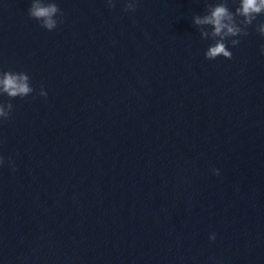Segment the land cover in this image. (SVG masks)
<instances>
[{"label":"water","instance_id":"95a60500","mask_svg":"<svg viewBox=\"0 0 264 264\" xmlns=\"http://www.w3.org/2000/svg\"><path fill=\"white\" fill-rule=\"evenodd\" d=\"M55 2L49 31L0 0L34 88L0 121V264H264V15L208 60L216 0Z\"/></svg>","mask_w":264,"mask_h":264},{"label":"clouds","instance_id":"9594fccd","mask_svg":"<svg viewBox=\"0 0 264 264\" xmlns=\"http://www.w3.org/2000/svg\"><path fill=\"white\" fill-rule=\"evenodd\" d=\"M233 4H238L235 11L230 10L229 0H216L215 3H206L204 15L193 16V24L199 28L201 38L212 39L214 43L205 52V58L215 60L217 57L232 59V52L228 48V43L236 47L240 43L237 37L249 35V27L253 26L257 17L264 15V0H232ZM109 8H115L113 0H107ZM137 8V0H127L123 11L134 12ZM28 15L31 19L39 22L40 27L52 31L63 23V11L59 8L55 0H31L28 8ZM209 27L211 31H209ZM255 31L264 37V22L255 25ZM261 54L264 55V45H261ZM34 88L31 80L25 72L0 71V95H7L9 102L0 103V121H7L10 118L14 105L10 102L17 97L23 99L32 95ZM39 96L47 97L44 86H40ZM35 98V97H33ZM15 171L14 162L8 158ZM5 163V158L0 155V166ZM217 175L219 171L213 170ZM210 240H215V234H211Z\"/></svg>","mask_w":264,"mask_h":264}]
</instances>
